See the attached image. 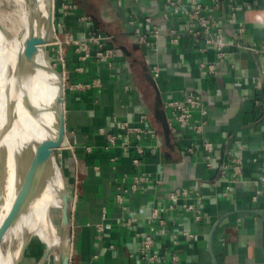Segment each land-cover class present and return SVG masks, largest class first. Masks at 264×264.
Instances as JSON below:
<instances>
[{
    "label": "crops",
    "instance_id": "obj_1",
    "mask_svg": "<svg viewBox=\"0 0 264 264\" xmlns=\"http://www.w3.org/2000/svg\"><path fill=\"white\" fill-rule=\"evenodd\" d=\"M191 1L182 0L185 11L172 14L166 0H53V38L100 37L84 60L75 45L64 46L60 63L65 133L55 152L72 203L69 264H145L139 248L149 224L157 264H170L173 253L179 264H264V183L258 180L264 171V0H195L199 12ZM207 15L228 43L220 62L205 35L189 31L202 30L199 17ZM98 43L114 56L95 57ZM213 62L215 74L206 68ZM156 90L165 112L187 92L200 95L207 109L202 131L170 132L166 144L155 118ZM200 120L195 113L192 122ZM122 121L158 137H127ZM205 141L213 144L209 168ZM137 145L144 153L137 154ZM235 157L242 160L239 174ZM136 174L147 179L134 192L123 191ZM177 189L188 193L169 200ZM191 203L199 219L186 210ZM154 208L159 215L150 219Z\"/></svg>",
    "mask_w": 264,
    "mask_h": 264
},
{
    "label": "bare ground",
    "instance_id": "obj_2",
    "mask_svg": "<svg viewBox=\"0 0 264 264\" xmlns=\"http://www.w3.org/2000/svg\"><path fill=\"white\" fill-rule=\"evenodd\" d=\"M30 2L14 0L16 13L8 14L6 23L1 19L0 26V225L17 198L26 170L29 171L25 177L28 185L18 203L22 209L1 237L0 264H20L26 251L28 255L38 247L31 238L42 240L45 248L51 247L44 264L51 258L59 262L61 250L71 253L66 229L60 228V195L65 188L61 169L53 160L43 176L36 173L41 169L35 168L37 145L58 134L59 96L61 111L64 108L63 80L48 63L43 48L36 50L33 63L23 60L24 41L29 25L31 28ZM32 2L36 11L32 31L54 36L52 28H48L53 20L52 1ZM57 209L58 216L54 213ZM7 240L9 248L5 251L3 243Z\"/></svg>",
    "mask_w": 264,
    "mask_h": 264
},
{
    "label": "built area",
    "instance_id": "obj_3",
    "mask_svg": "<svg viewBox=\"0 0 264 264\" xmlns=\"http://www.w3.org/2000/svg\"><path fill=\"white\" fill-rule=\"evenodd\" d=\"M217 1V0H216ZM166 3L170 6L171 11L170 13H182L185 11L184 6L182 4V0H166ZM194 9H196V12H199L202 9L201 4H199L197 1L192 0L191 1ZM199 23L202 27V30H195L192 28L189 29V31L193 34V36H199L201 34H204L206 37V43L208 45H211L216 50V56L218 61L220 62L223 57V48L228 44L225 38L222 35V31L220 26H215L214 21L212 20V17L210 15L199 17ZM171 41L176 43L178 41V35H175V32L171 30ZM157 31H154V35L157 36ZM100 37L98 35H90L85 40H75L72 35H65L60 41L66 43V44H73L77 47V52L80 54V59L84 60L91 54V48L89 46V43L91 42H98ZM140 41L146 42V38L144 35L140 36ZM61 45V44H60ZM99 49L95 52V57L97 58H105L110 59L112 56H114V51L112 48H103L102 45L100 46V43H98ZM60 60L62 62V58L60 57ZM218 62L208 63L206 65V68L209 73L215 74L216 67ZM111 64V62H109ZM157 75V71L155 70V76ZM166 109V116H167V122L170 129V132H176L179 129H189L195 133H199L202 131L204 125H205V116L207 114V109L204 105V102L200 95L194 92H187L184 94L182 99L179 100H172L169 101L167 104ZM197 113L200 115L201 120L200 122L193 123L192 118L194 117V114ZM120 128L124 131L127 137H129L131 134L136 139H139L142 134H149L150 136L157 138V133L154 131H150L145 128H131L129 124L126 121H122L119 123ZM127 139V138H126ZM110 144L115 143V137L111 136L108 139ZM119 147L122 150L127 149L126 143H119ZM204 150L207 152L205 156V165L207 168H209V159H210V153L213 150V144L209 141H205L203 143ZM156 148V145H153V147L150 149L153 151ZM136 152L137 154L144 153V148L141 145L136 146ZM192 147L187 148L188 152H192ZM133 162L136 164L139 162V158L135 157L133 159ZM225 166L221 173L225 174L226 171ZM232 167L235 174L241 173L242 168V160L241 157H235L232 160ZM147 179V177L144 174H136L132 177L131 181L132 184L130 188H125L123 191H135L138 188V185L140 182H143ZM258 180L260 182L264 183V171L259 175ZM188 191L186 189H177L172 192H169L168 199L169 200H175L178 197L186 196ZM118 200H120L121 195H117ZM256 198V196L254 197ZM186 210H195L196 212V218L199 219V210L194 209V205L191 204H185ZM160 210L157 208H154L152 210V214L150 219H156L159 215ZM162 221V219L160 220ZM154 231L155 226L152 224H149V230L148 233H144L141 242H140V248H139V258L141 261H143L145 264H157L159 257L158 255L153 252V243H154ZM170 264H179V257L177 253L171 254L170 257Z\"/></svg>",
    "mask_w": 264,
    "mask_h": 264
},
{
    "label": "water",
    "instance_id": "obj_4",
    "mask_svg": "<svg viewBox=\"0 0 264 264\" xmlns=\"http://www.w3.org/2000/svg\"><path fill=\"white\" fill-rule=\"evenodd\" d=\"M30 23H31V28L30 25L28 27V36L26 37L25 41H24V52H23V60L25 63H33L34 62V55L35 52L38 48L42 47L45 44H48L51 42L53 34L47 33L44 36H41V34H37L35 32H33L32 28H33V20L35 18L36 15V11H35V5L34 2H32V0H30ZM52 1V8H53V0ZM51 24V25H50ZM53 22L50 21L48 28H52ZM31 29V30H30ZM53 32V29H52ZM148 79L151 81L152 78L150 75L147 76ZM153 83V81L151 82ZM62 89V98H63V83L61 86ZM156 97H155V105H154V112H155V118L158 121V123L161 125V130H162V135L164 138V141L166 142V144H168L170 142V129L168 126V122H167V116H166V112L165 110L162 108V102L160 99V96L156 90ZM60 96L57 98V107L59 108V129H58V134L56 137H54L53 139L50 140H46L43 141L41 143H39L37 145L36 148V153L34 155V160L36 161V167L35 168H39L41 169V171L38 173L36 172L39 176H43L42 174L45 172L46 166L48 165V163L53 160L57 165V161L55 159V150L57 148H59L63 142V138H64V133H65V125H64V109L63 111H61L60 109ZM63 100V99H62ZM31 163V162H30ZM59 166V165H58ZM29 171L26 170L25 175H24V181H22L21 187L18 191L17 194V198L15 199L14 203L12 204L8 214L6 215V217L4 218L3 222L0 225V241H1V237L3 235V233L5 232V230L8 228V226L13 222V220L15 219V217L17 216L18 210L22 209V204H20L19 206V200L21 199V195H23L22 193H24L25 188L27 187L28 184H26V180L25 177L28 176ZM64 181V180H63ZM26 184V185H25ZM65 186V183H64ZM61 225L60 228L61 229H66L67 235L69 236V243L71 242V224H70V206H69V199H68V194H67V189L66 187L64 188V190L62 191L61 195ZM51 250V247L47 246L44 249L43 254L41 255L39 261L37 262V264H43L45 259L47 258L49 252ZM69 251L65 250V251H60V260H59V264H69Z\"/></svg>",
    "mask_w": 264,
    "mask_h": 264
},
{
    "label": "rangeland",
    "instance_id": "obj_5",
    "mask_svg": "<svg viewBox=\"0 0 264 264\" xmlns=\"http://www.w3.org/2000/svg\"><path fill=\"white\" fill-rule=\"evenodd\" d=\"M11 13L13 15L16 13V6H15V3H14V0H0V26H1V24L3 22L6 23V21H5L6 16L8 14L11 15ZM52 18H53V20H52V22H53V25H52L53 33H55V36H57L56 32L54 31L53 8H52ZM1 19H2L3 22H1ZM52 39L53 40H51L50 43L44 45L43 50L45 52V56H46V59H47L48 63L54 69L59 71V76L63 80L61 73L63 74V70L64 69L62 68V66L60 64L61 63L60 57L61 56L63 57V55H64V46H66L68 44H65L64 42H61L56 37L55 38L52 37ZM60 49H62V51ZM54 153L57 154L58 152H54ZM56 154H55V159H56V161H58V157H57ZM68 199H70L69 195H68ZM68 204H69L70 207H72V203L71 202H69ZM54 213L57 214V216H58V214L60 213V210L57 209V210L54 211ZM32 241L35 244H37L36 245V246H38L37 249L36 250L33 249L32 251H29L30 254H28V255H27V251H26V253L24 254L25 256L21 258L22 261L20 260L21 261L20 264H35L37 262V260L39 259V257L44 252L45 244H44V242L42 240L38 241L37 239L31 238V243H32ZM18 242H19V237H18L15 245H17ZM8 248H9V241L7 240V241H5L3 243V249L6 251ZM50 256L52 257V254Z\"/></svg>",
    "mask_w": 264,
    "mask_h": 264
}]
</instances>
